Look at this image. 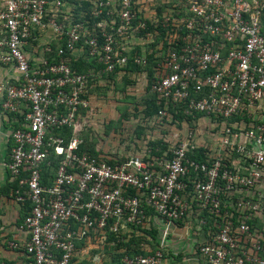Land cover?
I'll list each match as a JSON object with an SVG mask.
<instances>
[{
  "label": "built area",
  "instance_id": "built-area-1",
  "mask_svg": "<svg viewBox=\"0 0 264 264\" xmlns=\"http://www.w3.org/2000/svg\"><path fill=\"white\" fill-rule=\"evenodd\" d=\"M183 1L195 15L188 21V27L198 24L214 39L204 40L203 36L190 33L185 38L187 45L168 55L153 90L167 101H187L188 112L206 113L207 118L220 117L225 127L221 144L226 151L236 145L239 152L252 158L248 174L239 169L231 172L223 157L210 164L189 160L188 149L199 146L194 129L173 134L170 145L173 155L167 159L156 157L149 162L143 154L108 163L90 154H80L78 121L81 109L90 105L84 95L88 75L75 71L65 60L36 67L26 53L33 26H51L58 35L65 33L63 24L49 15L61 7L62 0H0V25L7 32L0 37V61L14 65L19 72L17 84L0 82V91L5 94L2 106L9 113L25 114L22 125L12 131L15 144L8 167L13 179H19L12 195L19 203L32 202L22 226L28 233L24 243L28 258L20 264H70L76 240L87 236L90 228L105 229L111 218L115 219L111 227L114 231L124 224L137 225L152 219L143 202L156 211L155 224L161 223L162 238L166 239L179 219L206 224L203 218H192L200 212L193 204L219 213L223 194L250 191L263 178L264 112L257 111L259 103L264 107V0ZM123 7L119 14L126 21L122 29H126L136 13L130 8L131 0H124ZM139 25L144 27L145 23ZM67 34V50L74 51L81 38L79 29H69ZM217 38L231 42L225 55L219 50ZM107 40L102 51L98 50L96 38L86 42L91 54L100 53V61L113 71L127 62V56L117 52L112 36ZM67 50L61 48L59 52ZM243 110L251 111L260 123L249 129L238 122L226 124ZM166 113L160 111L161 115ZM66 126L73 127L68 143L64 136L49 135L46 140L49 132ZM50 147L56 155L63 156L52 184L44 185L42 164L52 155ZM155 166L162 171L157 172ZM191 167L199 173L194 181L188 175ZM189 182L195 184L192 190ZM130 189H135L136 194ZM248 198L238 202L240 216L244 218L259 208L257 201ZM225 220L197 246L204 264H264L262 236L256 235L245 221L235 229L231 218ZM71 222L80 227L71 229ZM9 246L18 250L21 243L11 240ZM123 264L171 262L157 249L148 255L126 256Z\"/></svg>",
  "mask_w": 264,
  "mask_h": 264
},
{
  "label": "trees",
  "instance_id": "trees-1",
  "mask_svg": "<svg viewBox=\"0 0 264 264\" xmlns=\"http://www.w3.org/2000/svg\"><path fill=\"white\" fill-rule=\"evenodd\" d=\"M123 1L124 0H62L61 7L58 10L50 11L49 15L50 17L54 16L59 24H63L65 33L59 35L57 41L51 43L46 58L49 64L65 60L75 71L87 74L88 84L87 91L84 95L89 100L92 95L103 92V90L106 93L107 90L111 88L116 92L124 94L120 99L122 102V107L119 108L121 113L120 119L113 122L120 123L122 120L129 119L130 110H132L135 118L142 116V122L138 121L135 123V133L137 138L141 139L146 134L145 131L149 122L156 121L155 125L161 128L160 136L157 139L149 140L147 151L144 152V158L149 162L154 161L156 157L165 159L171 158L173 155L170 150L172 136L168 137L171 127L174 125L173 130L180 134L185 131L183 130L184 127L187 128L186 130H195L196 124L204 117L207 118V115L202 112H188L187 101L174 103L169 100L167 101L166 98H161L160 95L153 90V84L160 75L162 66L166 62L168 55L172 50H179L182 46L187 45L188 40L185 38H187L190 33H197L203 36L204 40L214 38L204 33L198 24H195L191 28L188 27V21L193 19L195 15L193 12L188 11L187 4L183 0H149L158 1L155 8V17L152 18L144 13L143 4L145 0H131L130 8L132 13H136V15L130 21V25L126 29H122L126 24V21H124L119 14V12L124 9ZM174 18L181 20L175 22L172 20ZM140 22H144L145 26L141 27L139 25ZM75 27L79 29L81 38L76 43V49L74 51H68L67 42L69 36L67 31ZM6 33V30L0 25V37L5 36ZM177 35H180V37H177ZM108 36H112L115 39L114 47L117 48V52L123 56H127V62L122 66H116L113 71L107 70V65L100 61V53L91 54L90 44L86 42L87 39L96 38L98 40V50L102 51V48L108 42ZM136 39H143L144 41L143 43L134 44ZM217 39L219 45L221 44L219 50L225 55L228 52L231 42H227L222 38ZM30 41H32V38L29 39V42ZM61 48L67 51L61 54L59 52ZM137 58L145 60V62L142 60L139 62L136 60ZM139 75L146 76L147 82L144 95L137 100L136 96L131 94L128 90L136 86L138 81L137 77ZM195 95L196 94L193 93V96ZM134 102L135 105L131 107L130 104ZM86 110L88 109L83 108L81 112L85 113ZM161 110H166L167 113L161 115ZM10 117L15 121V127H20L25 114L10 113ZM208 118L212 122H216L217 126H222L225 131L224 124L220 117L212 115ZM260 121V119L254 118L251 111L243 110L235 114L226 124L232 125L238 122L240 124H245L243 126L249 129L255 124L260 123ZM111 124L112 123H110V125ZM223 130L221 133L224 132ZM49 135L64 136L66 143H68L73 136V127L66 126L64 129L55 128L47 135V141L49 140ZM79 137L82 139L79 150L80 154H90L108 163L122 162L133 156L130 151L122 156L103 154L102 150L97 148L96 139L88 131H79ZM11 139L14 141L13 137H11ZM14 143L15 142H13V144ZM50 148L52 155L50 154L46 162L42 164V183L44 185L52 184L63 156L56 155L53 152V148ZM148 150H150V152ZM227 151L230 152V156L228 153H225V151L221 156L223 157L224 165H226L231 172H236L238 169L234 161L239 158L238 167L241 168L240 171L244 174H248L247 168L250 166L252 158H249L245 152H239L236 145L228 147ZM187 158L200 163L210 164L219 157L213 154L208 144H199L197 147H190V149H188ZM48 162L50 163L48 164ZM154 168L157 172L162 171L160 166H155ZM24 174L27 175L28 173L24 172ZM188 175L192 177L191 179L193 180L191 181H194L198 178L199 173L191 167ZM18 180L19 179H14V181L10 182L9 187L4 189V193L11 194L13 189L18 186ZM189 185V190H192L195 184L194 182H189ZM130 192L136 194L137 191L135 189H130ZM248 197L249 196H244V193L239 191H233L227 195L223 194L222 201L219 205V213L211 211L209 207L200 209L196 204H193L194 208L200 211L198 216L204 217L208 222V224L206 223L200 226H203L205 230L208 231L209 226L213 223V219L215 218L217 221H221L222 215L225 213H227V217L231 218L233 228L235 229L243 221L254 226L252 218L244 219V217L240 216L242 210L238 207V202ZM20 204L21 208L19 217L17 218V224L23 226L26 216L32 209V202L27 200ZM142 204L147 215L152 219L145 220L142 224L137 225L124 224L119 230L114 231L111 227L115 219L111 218L105 229L90 228L87 236L77 239V247L78 245H83L85 240L93 234H99L104 237L105 242L103 244L100 243L98 248L100 246L103 247L109 254H114L116 252L119 263L123 264L122 260H124L126 256L137 254L148 255L154 253L157 249L162 250L166 257L168 254L167 249L160 243V232L162 236V229L160 230L154 220L157 213L146 202ZM176 223L183 225L185 220L179 219ZM79 227L80 224L71 222V229ZM125 227L127 229H125ZM216 230H218V228H216ZM126 231L128 233H126ZM141 231H143V234L140 233ZM112 243L113 245L110 248L109 245ZM18 250L24 255V244H21ZM170 256L172 257L170 260L171 264H183V253H170ZM27 258L25 254L24 259L27 260ZM1 263L0 261V264Z\"/></svg>",
  "mask_w": 264,
  "mask_h": 264
},
{
  "label": "crops",
  "instance_id": "crops-1",
  "mask_svg": "<svg viewBox=\"0 0 264 264\" xmlns=\"http://www.w3.org/2000/svg\"><path fill=\"white\" fill-rule=\"evenodd\" d=\"M58 36L59 35L55 29L51 26L45 28L36 25L33 26L32 41L26 46V53L30 57L31 63L34 66L38 67L43 63L48 62L46 58L47 51L50 50L51 43L57 41ZM0 82H10L15 84L19 82V72L14 65L0 61ZM4 98L5 94L0 91V261L20 264L25 260V254L22 255L21 251L12 249L9 246V241L16 240L21 244H24L28 240V233L26 229L17 224L21 204L16 201L12 193H4V189L8 188L9 183L14 181L8 163L10 162L11 151L15 144H13L14 141L11 139L12 131L15 128V121L10 117V113L2 106ZM255 109L257 110V108ZM259 109L264 112L262 103L258 104V110ZM21 110L22 112L25 111L24 105H22ZM260 110L257 112L260 113ZM252 112L255 113V110L252 109ZM221 135L222 133L219 136L220 139ZM218 144L221 147L222 153H224L225 147L222 146L220 140L218 141ZM225 153H228L230 156V152L225 150ZM238 159L239 158L234 161L237 169L240 168L238 167L240 159ZM239 170H241V168ZM239 192L244 193V196L247 195L259 203V208L254 211L251 210L247 218H252L253 220L254 226L249 224L252 231L256 235L262 236L264 240V175L257 183V186H253L252 190ZM198 214L199 212L194 213V216L192 215L193 218H203L208 224L206 219L198 216ZM227 218V213L222 215L221 221H217L214 218L212 225H208V231H206L203 226L193 223L191 220H187L189 224L186 226L185 223L183 225L174 224L173 230H171L166 239L162 238L160 232V243L166 247L168 252L166 259H168V261L171 260L172 257L170 256V253H183V264H204L205 260L198 253L197 246L200 242L206 239L210 230H216V228ZM160 224L161 223H157L156 225L161 230ZM125 229L127 228L125 227ZM127 231L126 233H128ZM140 233L143 234V231ZM104 242V237L99 234H93L85 240L83 245H78L70 264H122L118 262L116 252L114 254H109L103 247L100 246L98 248L96 243L103 244ZM112 245L113 243L109 245L110 248ZM122 261L124 263V260Z\"/></svg>",
  "mask_w": 264,
  "mask_h": 264
},
{
  "label": "rangeland",
  "instance_id": "rangeland-1",
  "mask_svg": "<svg viewBox=\"0 0 264 264\" xmlns=\"http://www.w3.org/2000/svg\"><path fill=\"white\" fill-rule=\"evenodd\" d=\"M157 3L158 1H144L143 10L148 17H155ZM143 41V39H136L134 44L143 43ZM137 80L136 86L129 88L128 91L139 100L144 95L147 81L144 75H139ZM123 96L124 94L116 92L113 88L108 89L106 93L103 90V92L92 95L88 110L82 113V116L79 118V131L90 132L96 139L97 148L102 150L103 154L122 156L130 151L133 155H143L147 151L149 140L159 138L161 128L155 125L156 121H150L145 131L146 134L141 139H138L135 133V123L138 121L142 122V116L135 118L132 110H130L129 119L122 120L120 123H114L113 121L120 119L121 113L119 108L122 107L120 99ZM134 105L135 102L130 104L131 107ZM110 123L112 124L110 125ZM173 128L174 125L169 130L168 137L173 136L175 133ZM186 129V127L183 128L185 131ZM222 130V126H217L216 123L209 122V119L204 117L196 124V143L208 144L213 154L221 157L223 153L218 141L220 140L219 136ZM187 224L189 223L186 221L185 226ZM173 227L174 225L171 226V230H173ZM96 244L100 245L99 243Z\"/></svg>",
  "mask_w": 264,
  "mask_h": 264
}]
</instances>
